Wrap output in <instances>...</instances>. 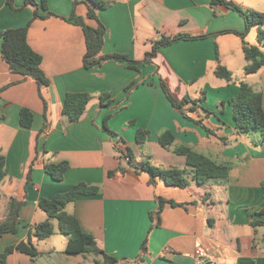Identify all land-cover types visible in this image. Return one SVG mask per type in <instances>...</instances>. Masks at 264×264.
I'll list each match as a JSON object with an SVG mask.
<instances>
[{
  "label": "crops",
  "instance_id": "crops-1",
  "mask_svg": "<svg viewBox=\"0 0 264 264\" xmlns=\"http://www.w3.org/2000/svg\"><path fill=\"white\" fill-rule=\"evenodd\" d=\"M42 1L56 16L33 20L36 7L25 5V0H15L16 10L0 1V32L29 23L28 43L41 55L50 82L39 87L34 79L13 73L1 57L0 41V155L6 159L0 222L7 220L12 199L24 203L18 232L4 235L0 249L31 239L41 253L35 259L14 253L8 264H95L99 259L95 255L66 252L68 237L59 233L56 220L53 236L44 240L33 236V227L48 220L39 202L78 184L100 192L78 196L66 212L95 237L99 248L123 264H196L197 250L206 251V264H264V147L255 146L253 137L236 133L229 104L245 83L262 93L264 108V67L247 75L243 52L247 43L264 53L257 27L247 31L242 16L225 5H211L210 0H104L109 7L97 12L106 27L101 55H128L137 69L114 61L86 69L83 29L65 19L75 13L96 27V21L87 18L89 0H76L77 5L75 0H37L39 14L44 15ZM228 1L264 13V0ZM244 33L243 40L239 34ZM178 34L206 37L160 48L143 63L150 45ZM218 66L232 74V82L215 75ZM161 79L178 99L200 101V113L210 114L206 124L214 134L208 135L172 106ZM69 93L91 94L84 115L74 123L63 115ZM104 94L108 106L102 107ZM22 109L33 113L30 128L20 124ZM190 115L198 119L197 114ZM139 130L147 133L142 145L137 142ZM165 130L177 143L219 164H230L228 179L197 185L186 158L159 143ZM146 160L164 169L187 170L194 185L181 189L159 180L152 183L140 169ZM63 162L69 169L62 181H55L45 166ZM159 198L181 206L166 203L155 225L152 215Z\"/></svg>",
  "mask_w": 264,
  "mask_h": 264
},
{
  "label": "trees",
  "instance_id": "trees-1",
  "mask_svg": "<svg viewBox=\"0 0 264 264\" xmlns=\"http://www.w3.org/2000/svg\"><path fill=\"white\" fill-rule=\"evenodd\" d=\"M1 1V0H0ZM90 5L87 18L94 20L97 23L96 27L89 26L85 20L73 13L65 20L75 26H80L83 29L86 44V53L83 59V65L86 69H93L102 65L106 61H114L127 64L132 69H137V62L132 60L128 55L111 54L101 55L104 39L106 35V27L99 20L97 12L109 7V4L104 0H89ZM7 5L11 9H15V0H6ZM211 5L221 4L227 6L229 9L236 11L245 20L247 31L251 27H257V41L259 45L264 44V13H259L251 9H243L241 6L232 3L228 0H210ZM78 1L75 0V5ZM25 5H32L36 7L34 19H44L47 17L56 16L49 12L46 6V1H42V7L47 12L44 15L39 14V5L37 0H25ZM29 23L21 28L8 29L0 32L1 41V57L8 64L11 71L15 74H20L25 77L32 78L36 81L39 87L48 86L49 79L42 70V57L36 53L28 43ZM244 40L246 33L239 34ZM206 36H192L189 34H178L171 37H161L152 45V51L143 60L144 64L150 62V58L156 56L160 48L171 46L175 43L185 40H197L205 38ZM243 52L247 65L245 73L252 75L258 73L264 67V53L259 46L248 45L244 43ZM218 78L225 79L227 82H232V74L223 66H218L215 71ZM161 87L173 107L180 111L186 118L193 121L195 124L202 127L208 135L215 133L209 128L206 121L210 114L200 113L199 100H193L187 96L178 99L170 90L168 84L161 79ZM129 90V88L127 89ZM1 91V90H0ZM129 93V92H128ZM129 95V94H128ZM108 98L107 95L101 96L102 107L108 106L104 101ZM91 101V94L89 93H69L66 95L63 115L66 116L69 122L74 123L81 120L85 109ZM202 101V100H201ZM233 117L235 120V131L238 135H247L253 137V143L257 147H264V108L262 93L255 92L249 85L242 83L238 95L229 101ZM188 107V109H186ZM45 109L47 106L45 104ZM191 113L197 114L198 119H194ZM3 120L0 114V121ZM106 123V121H105ZM20 124L24 128H30L33 124V113L28 109H22L20 114ZM106 125V124H105ZM111 135V132L106 126L104 128ZM147 133L139 130L137 133V142L142 145L145 142ZM231 141L225 139V144L229 145ZM159 143L167 149L175 148V153L184 156L187 160V165L192 170L193 180L197 185H204L208 181L214 180L224 182L228 179L231 165L219 164L208 156L196 152L191 147L179 144L176 142L173 134L165 130L159 135ZM130 154H126L125 158L130 159ZM6 159L0 155V182L5 177ZM69 169V164L63 162L60 164H48L45 166V172L55 181H62L65 173ZM140 169L148 173L151 177V182L155 183L157 180L163 182L168 187H177L185 189L189 187L188 171L181 169H164L153 165L146 160L140 165ZM32 172V168L30 170ZM31 177L27 182V189L30 184ZM100 192L97 187H88L85 184L75 185L70 191L57 194L52 199H42L39 202V208L48 215V220L36 224L33 227V236L38 240H44L56 233L53 221L58 222L59 233L68 237V244L66 252L73 255H95L99 259L95 260V264H123V261L107 254L103 249L99 248L95 237L82 230L79 221L73 215L66 212V207L76 201L78 196H91ZM158 210L152 215V220L155 225L159 224L160 213L166 203L172 206H181L174 201H166L161 198L158 199ZM23 202L12 199L10 202L9 213L7 220L0 222V239L9 233L16 234L20 223V209ZM146 242L142 246V252L146 253ZM14 253H21L35 259L41 255L37 248L29 239L26 242H21L18 245L7 247L5 250L0 249V264H8V257ZM101 258V259H100ZM139 260V259H137Z\"/></svg>",
  "mask_w": 264,
  "mask_h": 264
},
{
  "label": "built area",
  "instance_id": "built-area-1",
  "mask_svg": "<svg viewBox=\"0 0 264 264\" xmlns=\"http://www.w3.org/2000/svg\"><path fill=\"white\" fill-rule=\"evenodd\" d=\"M207 253L205 250H197L195 254L196 264H206Z\"/></svg>",
  "mask_w": 264,
  "mask_h": 264
},
{
  "label": "rangeland",
  "instance_id": "rangeland-1",
  "mask_svg": "<svg viewBox=\"0 0 264 264\" xmlns=\"http://www.w3.org/2000/svg\"><path fill=\"white\" fill-rule=\"evenodd\" d=\"M88 4L92 6V3H91L90 1H88ZM150 51H152V45H150ZM187 177H188L187 179H188L189 183L192 184V185H194V184H193V180H192V178H191L190 176H187ZM211 183H212V182H211ZM0 220H2L1 217H0ZM98 258H99V257H98ZM100 259H101V258H100Z\"/></svg>",
  "mask_w": 264,
  "mask_h": 264
}]
</instances>
